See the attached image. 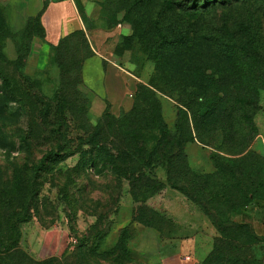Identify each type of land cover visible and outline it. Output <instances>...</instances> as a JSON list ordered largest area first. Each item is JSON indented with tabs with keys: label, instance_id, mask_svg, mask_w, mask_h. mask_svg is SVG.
Returning a JSON list of instances; mask_svg holds the SVG:
<instances>
[{
	"label": "rangeland",
	"instance_id": "rangeland-1",
	"mask_svg": "<svg viewBox=\"0 0 264 264\" xmlns=\"http://www.w3.org/2000/svg\"><path fill=\"white\" fill-rule=\"evenodd\" d=\"M74 1L92 42H102L104 64L114 63L127 79L129 92L120 109L116 104L106 106L108 111L115 116L128 110L134 91L151 87L168 133L181 127V144L171 151L172 159L158 164L167 145L155 153L159 133L146 134L154 150L142 170L150 167L146 178L162 185L143 202L154 227L143 225L135 219L138 202L130 192V174L120 176L108 166L99 172L101 164H90L95 147L85 137L105 110L91 111L81 85V62L88 54L81 39L63 38L77 44L76 55L53 46L50 63L38 72L26 64V54L39 21L23 25V0H0V203L26 198L14 185L25 177L23 164L36 166L54 152L35 176L36 201L20 224L17 246L6 251L8 242L0 241V264H115L118 241L133 264H161V252L190 242L204 252L199 264H256L257 236L242 213L264 201V0L210 6L201 16L173 3L169 9V0ZM196 29L208 30L214 44L224 40L232 56L223 61L217 49L212 53L215 65L207 71L219 86L207 114L194 117L182 103L186 97L177 101L148 81L160 84L157 88L165 81L155 74L150 42L163 52L165 39L189 37ZM71 61L75 75L60 81L58 64ZM111 86L116 91V79Z\"/></svg>",
	"mask_w": 264,
	"mask_h": 264
},
{
	"label": "trees",
	"instance_id": "trees-1",
	"mask_svg": "<svg viewBox=\"0 0 264 264\" xmlns=\"http://www.w3.org/2000/svg\"><path fill=\"white\" fill-rule=\"evenodd\" d=\"M235 1L238 0H169L165 5L171 9V3H173L178 5V8L186 14L201 16L208 11L210 6L218 5L225 7ZM134 4L135 2L127 7L129 13L134 8ZM129 13H127V16ZM219 28L221 37L225 38V27L220 26ZM194 32L192 36H180L178 40L165 39L163 52H159L157 46L153 42H150L149 49L151 50L149 57L154 58L156 62L155 74L158 72L162 73L165 81L160 80V88H157L160 84H151L150 79L148 84L162 93L175 97L177 101L182 102L180 96L186 97L185 102L182 103L191 110L195 117L196 115L207 114L209 106L213 101L210 97H213L212 93L216 92L219 86L214 80L213 74L209 75L207 71L215 65L211 60L212 53L217 49L218 53H220L219 58L227 61L232 56L231 54H227V52L231 51L232 48H228V44L224 40L214 44L212 37L208 35V30L201 31L200 29H196ZM74 36L81 39L83 46L89 54L90 51L85 32L80 31L71 34L69 36L70 40ZM136 37L140 39V35ZM147 38L142 39L146 41ZM70 40L68 41V38L62 40L56 46V49H59V52L66 50L77 51V44H70ZM74 54L76 55L75 51ZM80 56L77 54L76 59L80 58ZM234 57H240V55ZM75 60L74 62H76ZM74 62L71 61L66 64L71 67L69 68L70 71L61 62L58 64L60 81H64L67 75H75L71 71L76 68ZM74 66L75 68L73 69ZM103 113L93 131H89V136L85 137L87 139L86 143L93 144L95 147L89 153L90 164L94 167L101 164V168H98L99 172H102L108 166L115 173L120 174V176H127L122 175L124 172L130 174L127 176L130 179V192L133 199L138 202L135 219L143 225L154 227V221L148 214L151 213V209L149 206L144 205L143 202L148 196L155 193L162 184H157L147 179V173H150L151 169L149 167V170L143 171V165L151 161V152L154 150V146V152L157 153V149L162 151V147L167 145V153L162 157L161 161L158 160V164L164 159H172L173 152L171 151L175 150L176 144H181L179 141L181 127L177 126V132L168 133L170 131L163 119L161 103L154 89L146 85H142L134 91L133 102L128 110L113 116L111 115V111H108L106 108ZM147 133H155L156 135L159 133L157 135L159 139L155 140L152 148L149 147L150 142L146 140ZM167 134L170 136L168 137ZM165 139L167 140L166 142ZM53 153L49 152L41 160H38L36 166L23 164L25 177L22 176L17 182L14 181V185L18 188L17 191L24 190L26 198L21 199L20 196H15V198L10 197L2 200L0 203V206L3 208L0 212V241L2 243L8 242V246L5 247L6 251L14 249L18 244L20 224L30 218V211L34 208L36 201L35 176L38 175V171L45 162L49 161L50 158L48 157ZM134 171L138 172L136 176H134ZM256 239L258 242V238ZM133 262L134 258L125 244L118 241L115 245V264H133Z\"/></svg>",
	"mask_w": 264,
	"mask_h": 264
},
{
	"label": "crops",
	"instance_id": "crops-1",
	"mask_svg": "<svg viewBox=\"0 0 264 264\" xmlns=\"http://www.w3.org/2000/svg\"><path fill=\"white\" fill-rule=\"evenodd\" d=\"M23 25L29 19L38 20L40 31L33 33L30 41V50L26 54V64L31 62L35 69L44 70L49 61V53L53 46H57L63 38L75 32L84 31L90 53L81 62V85L89 95L91 111L100 112L106 106L114 107L128 95L127 79L115 69V64H104L101 54L102 42L90 39L84 22L79 14L74 0H23ZM134 77V76H133ZM115 79L117 88L111 84ZM136 79V77H134ZM88 94V95H87ZM130 96V95H129ZM95 106L101 107L94 109ZM246 222L250 224L258 238L255 246L256 264H264V201L245 209L242 213ZM204 257L202 248L190 242L187 244L173 243L170 252H161V264H199Z\"/></svg>",
	"mask_w": 264,
	"mask_h": 264
}]
</instances>
